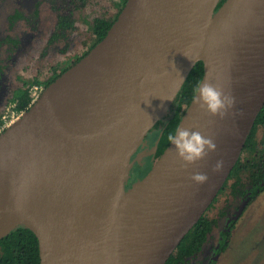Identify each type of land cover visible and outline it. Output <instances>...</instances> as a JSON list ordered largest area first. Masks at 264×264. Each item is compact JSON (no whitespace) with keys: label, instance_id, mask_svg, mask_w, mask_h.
Masks as SVG:
<instances>
[{"label":"water","instance_id":"95a60500","mask_svg":"<svg viewBox=\"0 0 264 264\" xmlns=\"http://www.w3.org/2000/svg\"><path fill=\"white\" fill-rule=\"evenodd\" d=\"M220 2L127 0L106 37L0 133V240L25 226L38 239L40 264H122L114 201H124L175 149L169 144L128 192L134 154L199 62L201 83L233 96L240 29L254 32L263 22L253 13L264 0H226L218 8ZM84 65L89 107L81 122L66 111L57 86ZM263 108L264 99L245 116L232 108L213 116L193 99L178 127L200 131L216 150L187 167L175 152L158 219L130 264H167L223 189ZM217 161L223 166L214 171ZM197 172L207 182H194Z\"/></svg>","mask_w":264,"mask_h":264},{"label":"rangeland","instance_id":"374dc122","mask_svg":"<svg viewBox=\"0 0 264 264\" xmlns=\"http://www.w3.org/2000/svg\"><path fill=\"white\" fill-rule=\"evenodd\" d=\"M120 3L121 0H0V40L11 37L18 41V44L0 46L2 119L7 117L14 124L24 114L17 112L10 103L14 90L20 85V78L37 76L45 82L54 75L53 68L58 63L71 65L93 44L88 23L97 17H115ZM37 9L39 14L35 16ZM16 11L22 12L27 19L11 27L9 18ZM60 15L73 20L75 28L57 33L56 22ZM45 88L36 86L33 97L39 98ZM135 162L133 160L132 165ZM239 188L232 192L228 187L209 210L208 217L215 221L212 233L201 255L190 264L210 262L231 220H234V226L227 249L216 264H264V192L250 194L252 202L241 210L244 196L239 195Z\"/></svg>","mask_w":264,"mask_h":264},{"label":"trees","instance_id":"16d2710c","mask_svg":"<svg viewBox=\"0 0 264 264\" xmlns=\"http://www.w3.org/2000/svg\"><path fill=\"white\" fill-rule=\"evenodd\" d=\"M84 1V0H82ZM127 0H121L119 4V13L115 17H97L89 22L88 27L91 33L93 44L90 49L82 56L77 57L71 65L67 62L58 63L54 68V75L47 81L42 82L37 76L32 78H20V85L14 90L11 104H14V109L17 112L24 113L33 102V89L36 86L43 85L48 87L63 73L70 69L85 57L98 43H100L108 34L110 28L114 24L121 10L124 8ZM226 0H221L218 8H220ZM39 9V8H38ZM38 9L35 11V16H38ZM27 17L20 11H16L10 18V26L14 27L15 23L20 20H26ZM86 21V20H85ZM75 28V22L67 16H58L56 22V32L67 31ZM56 33V35H57ZM5 43L18 44V41L11 37L0 40V46ZM204 74V64L199 62L191 71L187 81L183 85L178 97L176 98L169 114L163 118L151 130L154 136V149L150 155L149 165L146 168L137 167L130 170V178L127 183V191L135 187V185L144 179L151 171L153 164L165 152L169 146L167 135L172 133L177 128L184 116L187 108L192 103L195 97L196 86L201 83ZM3 125V119L0 115V129ZM226 184L219 193L218 197L229 187L232 192H237L244 196V201L241 210H244L251 202L250 194H260L264 192V108L260 112L255 124L248 136L243 153L231 171ZM249 187H246L245 185ZM218 197L194 226V228L183 239L180 246L171 256L167 264H189L190 261L196 258L203 250L204 245L209 240L212 233L215 221L208 217L209 210L215 205ZM234 226V220L230 221V226L222 233L220 245L216 250V255L222 254L228 246L230 233ZM215 260L211 264H214ZM0 264H40L39 242L36 235L25 226H19L7 236L0 240Z\"/></svg>","mask_w":264,"mask_h":264},{"label":"bare ground","instance_id":"6f19581e","mask_svg":"<svg viewBox=\"0 0 264 264\" xmlns=\"http://www.w3.org/2000/svg\"><path fill=\"white\" fill-rule=\"evenodd\" d=\"M257 15L263 22L254 32H246L242 25L235 44L234 94L236 103L232 114L242 116L252 105L264 99V6ZM257 12V13H256ZM84 65L65 76L57 86V93L66 111L76 121H84L89 107V91ZM175 152L157 164L152 173L124 200L116 199L114 206L121 208L120 245L122 264H130L138 253L150 224L156 222L164 204L166 191L175 169ZM34 206L40 207L39 202Z\"/></svg>","mask_w":264,"mask_h":264},{"label":"clouds","instance_id":"9594fccd","mask_svg":"<svg viewBox=\"0 0 264 264\" xmlns=\"http://www.w3.org/2000/svg\"><path fill=\"white\" fill-rule=\"evenodd\" d=\"M195 92L197 93L194 97L195 102L213 116L223 117L227 110L234 107L236 103L234 96L225 94L223 89L211 83H199ZM166 139L174 146L177 156L184 162L185 167L205 159L217 147L211 138L205 137L200 131L181 126L168 134ZM222 166L223 161H217L214 171H219ZM191 179L198 184H203L207 182L208 176L206 173L197 172L192 175Z\"/></svg>","mask_w":264,"mask_h":264},{"label":"flooded vegetation","instance_id":"af4514ba","mask_svg":"<svg viewBox=\"0 0 264 264\" xmlns=\"http://www.w3.org/2000/svg\"><path fill=\"white\" fill-rule=\"evenodd\" d=\"M154 136H153V132H149L148 135L146 136L144 143L141 144V146L139 147V149L137 150V152L134 154L132 161L136 160L135 164L132 166V168H137V167H143L146 168L149 165V160L150 155L153 153V149L154 147ZM156 162V161H155ZM154 162V163H155ZM154 165V164H153ZM131 168V169H132ZM220 245V243H219ZM205 246V245H204ZM219 246H216L215 250H214V254L212 256V258L210 259V262L208 264H211L213 260H215L214 264L217 263L218 257L222 254H220L219 256L216 255L215 257V252L217 250ZM204 249V247H203ZM203 251V250H202ZM202 253V252H201ZM201 253L199 255H201ZM198 255V256H199ZM197 256V257H198ZM193 260V259H192ZM191 262V261H190ZM190 264V263H189Z\"/></svg>","mask_w":264,"mask_h":264},{"label":"built area","instance_id":"2783aa9c","mask_svg":"<svg viewBox=\"0 0 264 264\" xmlns=\"http://www.w3.org/2000/svg\"><path fill=\"white\" fill-rule=\"evenodd\" d=\"M33 98H34V97H33ZM37 99H38V98H37ZM37 99L34 98L32 104H33ZM12 124H13V122H9L8 119H7V117H4V118H3V125H2V127H1V129H0V133H2L4 130H6L7 128H9Z\"/></svg>","mask_w":264,"mask_h":264}]
</instances>
